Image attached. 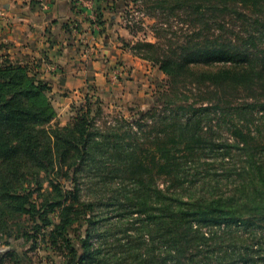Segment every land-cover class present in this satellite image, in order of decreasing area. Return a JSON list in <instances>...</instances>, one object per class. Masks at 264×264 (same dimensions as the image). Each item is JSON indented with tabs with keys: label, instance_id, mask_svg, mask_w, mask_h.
Here are the masks:
<instances>
[{
	"label": "trees",
	"instance_id": "1",
	"mask_svg": "<svg viewBox=\"0 0 264 264\" xmlns=\"http://www.w3.org/2000/svg\"><path fill=\"white\" fill-rule=\"evenodd\" d=\"M232 1L264 10L257 0ZM263 20L264 16H257V21ZM131 51L158 65L168 78L170 91L194 84L215 92L241 90L256 100L241 106L243 112H264L262 96L255 95L264 92L263 51L216 41L171 53L139 42ZM6 60L0 64V243L2 237L16 232L25 242L34 239L33 249L37 234L49 228L48 246L59 251L64 264H264V230H257L264 225V189H256L257 183L264 186V170L256 154L249 153L247 143L240 147L243 152L249 150L244 179L250 183L252 198L245 208L233 206V199L184 196L179 189L150 190L142 175H131V189L120 184L116 187L108 175H97L100 160L96 165L95 158L108 148L118 154L126 152V139L113 131L100 133L91 116L94 103L90 102L76 109L70 125L50 126L56 117L47 96L50 82L30 73L25 65ZM164 105L152 118L171 121L162 129L165 135L180 139L190 150L202 145L198 135L201 119L195 116L206 114L215 104L197 106L179 100L169 112L166 102ZM178 111L191 114L183 120ZM163 156L161 172L171 175L178 166L169 169L174 160ZM134 162L129 165L139 169ZM85 169L95 175H79L87 172ZM175 179L181 186L178 175ZM80 180H85L86 200L82 199ZM43 183L50 190L42 194L44 199L38 206L32 196L41 192ZM103 191L116 195L106 199L100 195ZM56 210L57 221H49L48 214ZM24 222L33 224L31 231H25ZM77 223L86 224L84 238L69 233ZM6 261L20 263L13 252L0 258V264Z\"/></svg>",
	"mask_w": 264,
	"mask_h": 264
},
{
	"label": "rangeland",
	"instance_id": "2",
	"mask_svg": "<svg viewBox=\"0 0 264 264\" xmlns=\"http://www.w3.org/2000/svg\"><path fill=\"white\" fill-rule=\"evenodd\" d=\"M88 1L89 3L86 0H74L73 8L77 12L83 13L92 5V13L85 16L83 23L66 24L63 27L64 35L72 45L74 39H77V44L83 47L84 43L77 36H72V33L84 28H97L101 41L91 48H97V59H107L106 77L101 84L85 85L81 95L66 102L64 106L51 97L50 89L47 96L56 111V117L50 126L70 125L77 108L88 105L89 102L94 103L91 116L100 133L105 135L113 131L122 135L126 139L125 143L131 145L129 151L128 146L126 152L119 154L116 151L110 152L109 148L106 151L103 147L105 152L98 153L95 158L96 165L100 160L97 175H108L114 186L120 184L126 189L132 187L129 182L131 175H142L140 177L145 178V184H149L150 190L159 188L173 192L179 189L184 196H213L223 201L233 199L230 203L239 209L249 205L247 200L252 198V188L248 180L244 179L247 175L244 170L249 167L246 159V151L249 150L245 149L243 152L240 147L247 143L251 147L249 153L256 154L254 157L261 162L264 170V150L263 153L260 152L262 147L264 149V112L252 111L247 114L241 110V106L256 101L255 98L241 90L215 92L204 85L196 86L197 84L180 86L179 89L170 91L168 78L159 70L158 65L135 56L131 47L139 42L151 43L171 53L182 47H194L204 41H216L218 44L264 52V20L257 21L258 15L264 16V10H252L250 6L240 2L234 5L232 0ZM258 2V7L264 9V0H257ZM30 25L34 30L30 38L32 52L24 49L19 51L11 42H0V64L4 65L2 63L8 61V58L14 63L25 65L30 73L47 80L41 72L42 62L49 59L47 54L50 50L56 46L62 47L64 40L53 36L51 23ZM41 27L45 30L42 31ZM27 42L28 39L25 38L22 44L26 45ZM60 49L51 55L60 56ZM102 49H106V53ZM255 95H261L260 101L264 102V92ZM179 100L197 106L210 107L215 104L216 107L202 116H195L201 119L198 135L204 142L202 145L197 144L195 149L190 150L182 145L180 139L174 140L165 135L162 129H166L167 123L171 121L163 123L157 116L152 118L154 113L162 112L165 102L168 105L166 112H169L175 109V102ZM190 114L191 112L178 111L183 120ZM162 145H166V148ZM164 149L167 152L162 154ZM163 155L172 156L174 160L169 169L174 170L178 166L171 175L161 172V163L165 162ZM131 161H136L134 164H138L139 169L130 166ZM92 174L94 173L87 171L79 175ZM175 175L182 182L181 186L176 182ZM58 180L68 183L64 179ZM83 181L85 182L80 180V187L83 189L82 199L86 200L88 194ZM260 188L264 189V186L257 183L256 189ZM141 189L145 188L142 186ZM46 190H50L49 185L43 183L41 192L33 194L32 200L38 206L43 201L42 194ZM110 190H113V186ZM110 194L115 196L116 192L103 191L100 195L107 199ZM255 197L258 199V194ZM58 214L56 210L49 213L47 218L56 222ZM24 224L25 231H31L33 224ZM79 225L75 224L69 233L84 238L86 224ZM259 227L257 230L261 229L258 231L263 233L264 225ZM48 230L49 228L43 229L37 234L33 249L30 247L33 246L34 239L25 242V238L17 236L16 232L11 237H2L0 258L13 252L20 259L19 264H64V257L59 251L48 246ZM6 263L14 264L8 261Z\"/></svg>",
	"mask_w": 264,
	"mask_h": 264
},
{
	"label": "crops",
	"instance_id": "3",
	"mask_svg": "<svg viewBox=\"0 0 264 264\" xmlns=\"http://www.w3.org/2000/svg\"><path fill=\"white\" fill-rule=\"evenodd\" d=\"M74 5V0H0V42H11L19 51L24 49L32 52L30 38L34 30L31 23L41 26L51 23L53 36L64 40L62 47L56 46L49 51V59L43 60L41 66L42 75L50 82L51 97L61 102L62 106L71 102V99L78 98L88 83L101 84L108 67L105 64L107 59H97V48H91L101 41L97 28H84L72 33V36H77L84 43L83 47L77 44V39H74L72 45L65 38L63 27L71 22H85V16L91 12L92 5L84 10L87 14L77 12ZM40 29L45 30L43 27ZM25 38L28 39L26 45L22 44ZM86 44L89 45L86 47ZM59 49L60 56L51 55ZM102 52L106 53V49H102Z\"/></svg>",
	"mask_w": 264,
	"mask_h": 264
},
{
	"label": "built area",
	"instance_id": "4",
	"mask_svg": "<svg viewBox=\"0 0 264 264\" xmlns=\"http://www.w3.org/2000/svg\"><path fill=\"white\" fill-rule=\"evenodd\" d=\"M75 1H77V2H82V1H84V0H75ZM89 1L88 0H86V3H88Z\"/></svg>",
	"mask_w": 264,
	"mask_h": 264
}]
</instances>
